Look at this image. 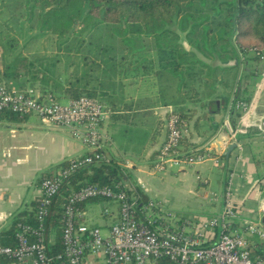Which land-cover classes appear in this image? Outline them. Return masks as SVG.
I'll use <instances>...</instances> for the list:
<instances>
[{
    "label": "crops",
    "instance_id": "crops-1",
    "mask_svg": "<svg viewBox=\"0 0 264 264\" xmlns=\"http://www.w3.org/2000/svg\"><path fill=\"white\" fill-rule=\"evenodd\" d=\"M178 35L179 43L185 51L194 50L184 31L178 30ZM231 50L227 61H219L218 56L213 55L217 65L223 69L215 78V91L202 97L198 95L199 74L197 78H192L193 83L189 86L192 96H186L183 89L187 84L183 83L177 97H165L164 91L158 89L156 79L161 78L168 70L160 68L152 48L147 66L136 63L127 70L125 66L119 67L118 72L117 69L113 70L102 64L99 59L91 58L89 60L94 63V68L90 71H72L76 77L83 75L85 89L105 103L107 115L100 125L105 136V151L110 159L120 164L126 163V167L122 168L130 175L131 181L127 180L129 185L133 182L147 199L157 202L162 198L168 199V194L173 195L168 206L176 207V211L181 212L179 216L170 215L163 221L174 229L184 226L186 231H192L195 225L219 213L225 181L228 182L231 176L232 196L238 208L232 227L241 230L245 223L255 221L260 223L264 232V212L257 211L256 204L261 188L255 182L264 176V159L263 153L251 146L254 135L239 139V151L233 148L226 155L224 150L220 154L223 159L220 166H213L210 161H205L191 168L176 169L175 172L169 168L158 175L150 168L166 135L168 112L181 110L190 114L182 126V136L188 143L187 148L191 149L214 137L222 125L228 99L233 92L243 98L251 96L255 83L254 74L249 70L250 64L254 62L251 57L253 54L251 51L243 54L237 47ZM196 55L205 59L199 52ZM206 61L208 63L207 59ZM60 71L56 74L62 81L67 74ZM5 83L12 90L40 94L37 80L26 79L20 83L8 79ZM63 87L55 94L56 98L64 97L69 101L71 98L64 93ZM163 89L168 90V85ZM257 111L259 117H264V91ZM238 114L237 110L229 113L232 125ZM181 148L184 147L181 145ZM85 152L84 146L72 138L65 128L55 126L34 114H26L15 121L0 120V229L7 226L13 213L23 209L39 195L36 179L42 171ZM176 180L180 181L179 185L172 186V182ZM89 202H85L81 209V221L100 227L105 234L117 218V203L108 201L110 205L103 208L99 221L88 212ZM104 209H107V213H104ZM160 209L163 211L164 208ZM186 223L190 224L187 226ZM217 232V228L207 232L203 242L214 241ZM248 238L251 240L250 253L255 256L257 244L264 242V235L258 239ZM0 264L11 263L0 261ZM81 264H104V260L100 255L86 252ZM152 264L156 262L153 261Z\"/></svg>",
    "mask_w": 264,
    "mask_h": 264
},
{
    "label": "built area",
    "instance_id": "built-area-1",
    "mask_svg": "<svg viewBox=\"0 0 264 264\" xmlns=\"http://www.w3.org/2000/svg\"><path fill=\"white\" fill-rule=\"evenodd\" d=\"M263 57L264 55L259 56ZM263 91L264 71L260 84L249 98L232 93L222 125L217 130H227L226 145L234 143V148L239 151L241 144L238 134L241 131L264 138V117H259L257 111ZM0 110H9L20 116L34 114L55 126L65 128L86 150L83 155L68 159L65 165L57 167L50 176L40 180V221L46 212L44 204L58 192L65 177L85 165L110 160L105 151V136L100 130L107 109L105 103L97 97L80 95L70 99L67 104H61L50 93L41 96L28 91H16L0 83ZM232 110L239 112L233 125L229 116ZM165 127V138L150 167L152 172H161L173 167L191 168L205 161H210L213 166L222 165L220 154H212L213 150L208 148L209 141L188 150L181 148L182 129L178 126L177 115L172 111L167 114ZM118 164L126 167V163ZM255 182L261 188L257 211L264 212V176ZM129 184L128 181L124 182L127 189L132 188ZM231 187L229 176L221 194L220 212L203 220L188 232L184 226L174 229L161 223L156 228H151L148 222L138 221L135 215L138 195L128 193L119 183L114 186L83 185L72 191L61 206L62 259L55 261L45 253L40 236L37 241H29L25 235L28 227L16 233V245H0V255L11 258L17 264H81L86 252L102 256L104 264H152L160 256L168 257L174 264H264V242L257 244L255 256H252L249 250L251 240L248 237L258 239L264 235L260 223L247 222L241 230L232 227L238 215V208L234 203ZM94 198L117 203V218L105 234L100 227L81 221L83 211L78 209V203ZM153 206L159 207V202L150 199L147 207L150 209ZM160 211L162 212L161 209ZM104 213H107V209H104ZM167 216L170 214L163 213L160 218ZM186 224L188 226L190 223ZM214 228L218 229L216 238L210 243H204L205 234Z\"/></svg>",
    "mask_w": 264,
    "mask_h": 264
},
{
    "label": "trees",
    "instance_id": "trees-1",
    "mask_svg": "<svg viewBox=\"0 0 264 264\" xmlns=\"http://www.w3.org/2000/svg\"><path fill=\"white\" fill-rule=\"evenodd\" d=\"M40 1V0H37ZM70 0H43V5L49 7L45 13L64 6ZM89 5V11L99 14L101 21L107 22L117 27L119 31L127 34L128 39L132 40L137 36H145L146 48L141 50L128 49V52L111 53L109 55H96L94 59H99L102 64L109 66L110 69H117L125 66L126 70L131 65L143 63L145 66L150 61L149 53L152 48L155 51V57L163 70L176 71L186 63L194 62L189 58L193 53H201L206 51L204 44L208 41L210 35L219 31L218 39H233L237 49L243 54L252 52V58H259L264 55V0H82ZM203 15V16H201ZM180 26L177 30L184 31L188 43L194 44V50L185 51L179 43V35L176 28L171 26ZM78 21L69 25L65 29L60 27V31H66L73 35L74 40L78 37V43L82 44L84 39L81 30L78 27ZM207 24V28L203 25ZM83 31V30H82ZM81 33V35H79ZM172 36L171 40L166 37ZM151 39L148 40L147 38ZM127 39V40H128ZM74 43L65 46L66 48ZM150 44V45H149ZM151 46V47H150ZM114 49V46H110ZM204 48V49H203ZM232 49V48H231ZM231 49H221L215 56L222 55L225 51ZM106 50V47L103 48ZM255 52V53H254ZM211 54V52H207ZM4 60L0 69V83L5 80H17L22 83L26 79L37 80L40 84V95L50 93L56 99V93L63 87L71 99L80 95L94 96V94L85 89L84 76L76 77L73 72L61 81L58 74H48L45 70L40 71L36 68L33 61H30L21 55H8L7 49L3 48ZM8 55V56H7ZM88 57H84L83 62L88 61ZM200 60V59H198ZM130 70H133L130 68ZM198 74L192 69L187 71L188 78H197ZM63 83V84H62ZM177 115L178 126L182 129L184 122L189 118V113L185 111H172ZM25 115H18L9 110H0V120L15 121L21 119ZM254 134L245 131L239 132L238 138L241 140L246 136ZM180 145L188 150V143L184 137L180 139ZM212 154H215L212 151ZM67 163H61L49 167L42 171L36 179L39 184L40 180L50 176L59 166ZM130 180V175L125 171L117 161L110 159L109 161L93 162L78 168L72 174L65 177L60 185L58 192L44 204L46 209L41 221L38 219V211L41 206V196L35 197L23 209L16 211L10 217L6 227L0 229V245L14 246L17 244L16 233L22 231L25 227L26 237L29 241H37L38 236L44 245L45 253L54 258V260L62 259L63 242H62V204L65 203L69 194L83 185H106L114 186L118 184L125 188L128 193H136L138 195L136 205V219L138 221L148 222L149 227L156 228L159 224L164 223L160 218L161 211L159 207H147L149 199L145 197L138 186L132 182V188L127 189L124 182ZM227 181H225V186ZM224 186V188H225ZM103 198L88 199L78 203V209H83L84 203L87 201H100ZM106 200V199H104ZM150 214L147 216L146 214ZM79 221V220H76ZM41 227L39 228V224ZM33 231H36L34 233ZM0 261L3 263H15L11 258L0 255ZM156 264H174L168 257L160 256L155 259Z\"/></svg>",
    "mask_w": 264,
    "mask_h": 264
},
{
    "label": "rangeland",
    "instance_id": "rangeland-1",
    "mask_svg": "<svg viewBox=\"0 0 264 264\" xmlns=\"http://www.w3.org/2000/svg\"><path fill=\"white\" fill-rule=\"evenodd\" d=\"M48 8L43 5V0H0V69L4 60L3 48L7 49L8 55L17 54L33 61L40 71L45 70L48 74H56L62 70L63 74L68 75L72 71L84 73L94 68V63L89 59L88 62H83L84 57L94 58L96 55L99 57L114 52H128V49L141 50L147 47L144 41L145 36L141 35L129 40L123 31H119L112 24L101 21L99 14L89 11L90 7L85 1L70 0L64 6L45 13ZM75 20L79 23L78 27L81 25L79 29L82 33L81 37L84 39L82 44L77 42L80 37L74 40L71 33L59 32L60 27L67 29L69 25L74 24ZM179 27L176 23L171 26V29L176 28L177 30ZM203 27L207 28V24H204ZM219 36L220 33L217 30L205 42L204 60L193 53L189 59L194 62L186 63L184 67L176 71L168 70L161 78L156 79V85L159 90L164 91L165 97L168 99L177 97L183 83L187 84V87L183 89L186 96H192L189 86L193 83V79L187 76V71H192V69L196 73H200L198 80L200 82L198 90L200 97L215 91L214 87L217 85L215 78L223 68L217 65L213 55L214 53L218 54L221 49L229 50L236 46L231 37L218 39ZM147 39L151 43V39L149 37ZM166 39L171 40L172 36L170 35ZM70 43L74 44L66 48L65 46ZM193 44L194 41L190 43L191 46ZM110 46H114V49H111ZM104 47L106 50H103ZM228 50L222 55L216 56L219 61L229 59L231 53ZM208 51L211 54H208ZM165 85H168V90L163 89ZM56 100L61 104L68 102L67 98L59 96ZM252 138L251 146L257 152H262V159H264V138L258 135H254ZM172 171L175 172L176 168L173 167ZM179 183V180L173 181L172 186L179 185ZM172 197L173 195L168 194V199L162 198L158 202L162 204L160 207L164 208L162 213H169L176 217L181 211H176L175 206V208L168 206ZM89 203L88 212L100 221L103 208L110 205L108 200L90 201Z\"/></svg>",
    "mask_w": 264,
    "mask_h": 264
},
{
    "label": "water",
    "instance_id": "water-1",
    "mask_svg": "<svg viewBox=\"0 0 264 264\" xmlns=\"http://www.w3.org/2000/svg\"><path fill=\"white\" fill-rule=\"evenodd\" d=\"M182 40V38H181ZM184 42V40H182ZM254 62L250 64V68L255 78L254 89L260 84L262 80V72L264 71V57L263 58H253ZM233 122V119H231ZM228 142V132L225 128H222L216 133L214 137L208 142V148L212 149L213 152L217 155L222 153V150H225V154L228 155L231 150L234 148V143L226 145Z\"/></svg>",
    "mask_w": 264,
    "mask_h": 264
}]
</instances>
